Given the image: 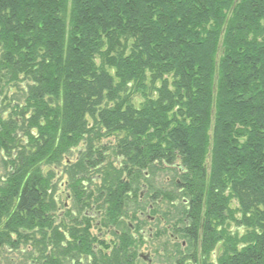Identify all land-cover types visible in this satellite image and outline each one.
<instances>
[{
	"label": "trees",
	"instance_id": "16d2710c",
	"mask_svg": "<svg viewBox=\"0 0 264 264\" xmlns=\"http://www.w3.org/2000/svg\"><path fill=\"white\" fill-rule=\"evenodd\" d=\"M10 87L0 252L136 264L148 211L156 239L168 226L184 243L166 264H207L220 242L213 264H264V0H0V91ZM59 167L71 203L61 233ZM88 210L118 235L96 242ZM228 222L247 230L230 248Z\"/></svg>",
	"mask_w": 264,
	"mask_h": 264
},
{
	"label": "rangeland",
	"instance_id": "374dc122",
	"mask_svg": "<svg viewBox=\"0 0 264 264\" xmlns=\"http://www.w3.org/2000/svg\"><path fill=\"white\" fill-rule=\"evenodd\" d=\"M6 95H7V97H6ZM13 96H15V98H18V96H19V93L17 92V89H15V88L10 87L8 89L7 94L4 90L0 91V118L2 121L6 120L8 115L11 113L9 106L7 107L8 109L5 108V106L7 105L5 100H6V98L11 99ZM139 102H140L139 97H133L132 103L134 104L135 107L138 106ZM12 105H14V104H12ZM109 141H111V140L109 139ZM100 144L105 145V144H107V141L102 140ZM75 158H76V152H72L71 155L66 158V160H67V162L72 163V162H74ZM1 160H2V157L0 156V178L3 177V173H4L3 168L1 167ZM52 172L55 174V179L53 180V182L55 183V187H57V188H55L54 196H57V197L59 196L58 199H60L59 200L60 206L57 207V210L55 213L57 215L58 213H63V211L61 210V206L63 203L67 202V199H65V197H66V194L68 192L66 191L65 187L63 186V184H65V182H66V178L62 175V172H63L62 167H59L58 169L53 170ZM166 176H169V174L168 173H165V174L162 173V174L158 175L157 179H155V184L158 188L162 189V188L166 187V182H167ZM58 185H60V186L58 187ZM92 186H94V184ZM142 193H143V191H142V189H140L138 194H142ZM67 203H68L67 207L70 208L71 203H69V202H67ZM228 207L233 212H237V210H238L237 205L234 201H230ZM145 216H150V215L147 212V213H145ZM150 217H153L154 219L159 218L157 215L152 216V214ZM234 219L238 220L239 216L234 215ZM127 223L129 225H134V222L128 221ZM159 223H160V225L158 226V229H161V230L165 229L164 228L165 223H163L162 219L159 220ZM93 224L91 225L92 228L90 230V233L92 236L96 237L98 235V231L95 230ZM150 228H151V226L148 223H146L143 232L146 233L147 238H148ZM166 228L167 229H165L166 231L163 233V235L157 237V239L155 237V233L157 232V229H154L152 231L153 235L150 236V239H144V240L140 241L141 246L139 248V253L150 255V257L152 259V264H154V263L155 264H166L165 263L166 260H169L170 257L173 258V253H172L173 245L172 244L176 243L178 245H181L183 243L180 236L177 233H175L174 231H171L170 228H168V226ZM224 231H225L226 235L228 236L227 238L230 239V242H227L225 245V247H228V248L232 247L233 245H236L234 243V239L232 238L233 236L236 235L237 236L236 238L242 237L247 232V230L245 228L241 229V225L239 226V225L235 224L234 222L226 223ZM169 234L176 236L177 241L175 242L173 239L169 238ZM108 239H109L108 236L103 237V242L108 243L110 241ZM223 250H224V245L222 242H220L213 249V251L208 255V257L206 259H203V260H206L207 264H213L218 259V257H220V255L223 253ZM0 253H1L0 264H29L30 263L29 261L26 262V260L23 259V255L29 253V251L26 250L23 246H21L19 248L18 252L3 248V250H1ZM1 258H4V259H1ZM32 264H36V263H32ZM136 264H143V263L141 261H136ZM171 264H173V262H171ZM183 264H189V263H188V261H186Z\"/></svg>",
	"mask_w": 264,
	"mask_h": 264
},
{
	"label": "flooded vegetation",
	"instance_id": "af4514ba",
	"mask_svg": "<svg viewBox=\"0 0 264 264\" xmlns=\"http://www.w3.org/2000/svg\"><path fill=\"white\" fill-rule=\"evenodd\" d=\"M143 194L144 193H142V194H140V198H142L143 197ZM59 197V196H58ZM68 200H70V199H68ZM67 202H69V201H67ZM65 203V207H67V205H68V203ZM149 209H150V207H149ZM148 212V211H147ZM139 216L140 217H142L143 216V218L145 219V222L146 223H148L150 226H151V228H150V230H149V235L150 236H152V231L154 230V226L157 224L156 223V219H154L153 217H150V216H144L142 213L141 214H139ZM56 217H57V219H56V221H55V223H56V226L58 227L57 228V232L58 233H61V226H62V218H63V213H58L57 215H56ZM73 217H75V216H73ZM82 217L84 218V219H86V220H88L89 221V225H90V228H92V224L94 225V228H95V230H97L98 231V235L96 236V237H94V238H96V242H103V237H109V239L108 240H113V237L111 238V233L113 232V233H115V234H117L118 235V232L117 231H113V230H105V229H103L102 228V226H101V215L99 214V213H94L92 210L91 211H86L83 215H82ZM74 219H77V217H75ZM79 219H82V218H79ZM80 220H78V222H79ZM134 225H135V223H134ZM134 225H129V226H131L130 227V231L131 232H134ZM91 230V229H90ZM90 230H89V233H90ZM143 233H145V232H143ZM169 238H171V239H173L175 242L177 241V238H176V236H173V235H171V234H169ZM104 243V242H103ZM106 244V243H105ZM182 246H184V243H182ZM100 246L99 245H96V246H94V248H93V250L96 252V251H101L100 250ZM105 253H107V252H105ZM141 253H139V250L136 252V260H135V263H136V261H141L143 264H148L147 262H145V261H143V258L141 257ZM143 255H145V256H147V258H148V260H149V262H150V264H152V259H151V257H150V255H148V254H143ZM146 258V259H147ZM59 264V263H58ZM70 264H85L84 263V261L82 260V258H79L77 261H72ZM155 264V263H154Z\"/></svg>",
	"mask_w": 264,
	"mask_h": 264
},
{
	"label": "water",
	"instance_id": "95a60500",
	"mask_svg": "<svg viewBox=\"0 0 264 264\" xmlns=\"http://www.w3.org/2000/svg\"><path fill=\"white\" fill-rule=\"evenodd\" d=\"M141 257L143 258V261H145V262H147L148 264H150V262H149L147 256H145V255L142 254ZM146 258H147V259H146Z\"/></svg>",
	"mask_w": 264,
	"mask_h": 264
}]
</instances>
